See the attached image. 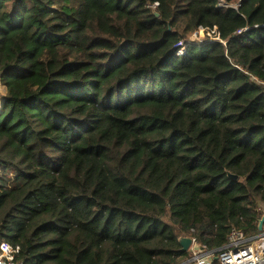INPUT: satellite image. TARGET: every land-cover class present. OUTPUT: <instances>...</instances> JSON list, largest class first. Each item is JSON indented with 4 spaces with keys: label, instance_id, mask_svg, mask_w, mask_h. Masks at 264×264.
<instances>
[{
    "label": "trees",
    "instance_id": "16d2710c",
    "mask_svg": "<svg viewBox=\"0 0 264 264\" xmlns=\"http://www.w3.org/2000/svg\"><path fill=\"white\" fill-rule=\"evenodd\" d=\"M198 26L222 41L177 54ZM0 83L21 264H179V237L261 232L264 0H0Z\"/></svg>",
    "mask_w": 264,
    "mask_h": 264
},
{
    "label": "built area",
    "instance_id": "2783aa9c",
    "mask_svg": "<svg viewBox=\"0 0 264 264\" xmlns=\"http://www.w3.org/2000/svg\"><path fill=\"white\" fill-rule=\"evenodd\" d=\"M201 38H200V36ZM205 39L222 41L216 28L198 26L193 33L177 43V54H182L191 42ZM0 100V105L3 102ZM264 210V205L260 206ZM191 238L186 250L188 255L180 264H264V230L254 237H247L242 230L232 227L227 235L226 243L217 250L207 249L197 239ZM19 245L9 240H0V264H21L17 255Z\"/></svg>",
    "mask_w": 264,
    "mask_h": 264
},
{
    "label": "water",
    "instance_id": "95a60500",
    "mask_svg": "<svg viewBox=\"0 0 264 264\" xmlns=\"http://www.w3.org/2000/svg\"><path fill=\"white\" fill-rule=\"evenodd\" d=\"M230 177L232 178H237L236 175H233V174H228ZM263 222H264V214L261 216V218L259 219V222H258V230L259 231H262V228H263ZM178 241L181 245V249L183 251H186L191 243V238L188 237V236H182V237H179L178 238ZM180 264V263H179Z\"/></svg>",
    "mask_w": 264,
    "mask_h": 264
},
{
    "label": "rangeland",
    "instance_id": "374dc122",
    "mask_svg": "<svg viewBox=\"0 0 264 264\" xmlns=\"http://www.w3.org/2000/svg\"><path fill=\"white\" fill-rule=\"evenodd\" d=\"M225 5L228 6L230 4H225ZM200 38H201V36H200ZM4 97H5V89H4V86L0 83V100H2V98H4Z\"/></svg>",
    "mask_w": 264,
    "mask_h": 264
}]
</instances>
